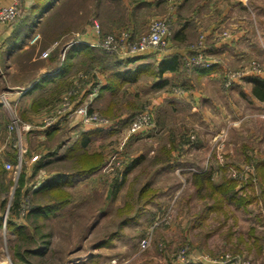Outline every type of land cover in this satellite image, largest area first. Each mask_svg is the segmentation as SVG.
Segmentation results:
<instances>
[{"label":"rangeland","instance_id":"obj_1","mask_svg":"<svg viewBox=\"0 0 264 264\" xmlns=\"http://www.w3.org/2000/svg\"><path fill=\"white\" fill-rule=\"evenodd\" d=\"M263 1L255 0L251 6L257 8ZM23 4L24 1L20 0L17 17L5 24L0 33L21 19L24 12ZM59 4L63 5L59 8L53 5L44 11L47 16L45 15L46 20L41 24L47 27L46 38L51 39L50 34L56 29L66 30L64 36L46 50L44 49L45 51H42V48H45L47 39L19 56L15 63V71L20 74V77L22 75L31 77L41 59H50L53 54H56L58 60L62 59L60 52L62 44L82 34L88 25L94 27L95 23L99 24L100 32L96 34L100 35V40L108 34L121 31L104 30L103 22L109 12L106 11L108 8L105 6L110 5L105 1L65 0ZM116 5L117 10L122 9L119 3ZM158 17L169 19L173 30L172 19L167 13ZM223 34L226 35L225 32ZM202 38L200 37L199 40ZM99 39L95 44L103 49L104 54L118 57L117 54L102 47ZM190 49L196 52L201 48L199 44L196 45V41H193ZM46 52L48 54H45ZM194 53L188 57L193 56ZM205 54L207 55L206 52ZM206 57L213 62L211 56ZM253 62L262 68L261 72H247L251 64L230 67L224 75L225 88L232 87L226 85L227 72L245 71V74L235 83L240 82L246 75L264 74V63L259 58H254ZM185 67L191 69L195 66L188 65L186 62ZM98 71L97 66L81 68L73 75L72 82L67 83L62 91H57L56 87L52 88L47 92L49 98L39 109L25 114L20 108L25 94L18 96L21 85L13 84L15 77L9 75L5 67L0 64V109L5 114H3L4 121L7 122L4 128L6 130L3 129L0 133V168H5L4 182L10 188L9 193H3L1 197L7 198V205L14 195L21 175L26 170L23 166L17 168V163L14 168L8 169L6 166L7 162H13L6 160L4 152L9 148L19 151L18 147L12 146L18 136L9 128L12 116L18 115L23 122L30 123L32 129L43 128L46 119L56 114L66 93L73 91L75 105L86 100L87 91H91L95 83L102 82ZM25 73L27 75H24ZM144 77H151L150 80L156 79L155 74H145ZM100 90L93 107L99 113L113 117L114 120L121 115L126 117L145 105L155 106L156 131L129 132L127 126L124 128L125 125H122L123 129H119L117 133H111L106 137H94L86 153L100 154L102 162L94 171V178L85 186L84 191H89V194L81 193L77 189L66 190L62 197H70L72 204L58 210L56 216L47 217L48 224L41 229L44 232H50L49 248L44 257L46 264H113V260H116V264H264L262 194L264 173L262 177V172L256 170V160L264 157V106L259 110L258 115L253 114V110L241 108L240 113L232 117L230 122L222 123L220 129L204 130L207 135L206 141L209 139L208 149L202 152L192 150L188 156L190 162L198 163L206 158V152L212 153L209 168H205L204 171L214 168L213 176L201 186L192 173H186V171H175L168 167L162 173L151 174L156 167V157L168 158L170 154L166 149L169 147L168 139L172 141L170 135L172 132H169L168 125L173 118L171 114H168L166 99L162 102H165V106L162 107L152 98L130 96L128 92L117 99L107 100L100 95ZM174 91L179 96L184 94ZM159 95L161 93H158L157 97ZM6 99L11 106L2 103ZM103 101L104 104H102ZM189 117L185 120L186 122L179 120L180 125L177 132L175 131V136L180 137L179 140H188L185 144L192 145L199 141V128L193 124L192 120L201 121V118L193 113ZM62 119L61 125L66 132L62 137H69L72 131L75 135L81 133L80 127L84 126L79 125L76 119L65 117ZM69 127L71 128L68 129ZM19 130L22 144L27 148L24 153L25 158L31 154L29 139L27 140L31 130L21 128ZM153 148L156 152L152 154ZM138 156H142L143 160L138 167L129 172L114 196L113 189L118 182V173ZM40 178L31 176L27 184L30 185L35 181L36 183L31 184L30 187L33 186V190H36L41 185V182H37ZM148 181H151L152 187L141 197L140 187ZM230 181L233 182L230 184V191L235 193L234 200H228L226 194L211 193L212 186L227 184ZM137 185H140L138 190ZM8 217L9 209L7 208L3 224L0 226V264H15L12 246L18 241V237L14 231L9 230ZM125 217L132 218L123 222ZM32 223V220L24 221L27 228H30ZM144 237L150 239L146 247L141 245ZM104 238L110 239L97 246V243ZM38 259L36 257L33 260Z\"/></svg>","mask_w":264,"mask_h":264},{"label":"crops","instance_id":"obj_2","mask_svg":"<svg viewBox=\"0 0 264 264\" xmlns=\"http://www.w3.org/2000/svg\"><path fill=\"white\" fill-rule=\"evenodd\" d=\"M12 1L0 0V6L8 5ZM23 1L25 13L21 23L3 29L0 33V64L5 67L9 75L15 77L14 80L12 79L13 84L21 85L17 88L28 87L20 103L23 113H33L39 109L49 98L48 91L54 87L57 91H62L81 68L97 66L102 80L100 95L107 100L117 99L128 92L130 96L152 98L162 107L165 106V102H162L166 99L168 114L173 118L168 125L169 132H172L169 133L172 141L169 138L167 142L171 157L168 158L166 167L156 163L151 174L162 173L168 167L175 171L190 172L194 177L205 172L204 169L209 168L212 153L206 152V158L198 163L190 162L188 157L192 150L202 152L208 149L209 139L206 141L207 135L204 130L220 129L222 123L230 122L232 117L240 113L241 108L253 110V114L258 115L259 110L264 106V97L261 96L264 90V74L246 75L232 87L224 86V75L228 68L252 64L254 58H259L264 63V1L257 9L251 6L255 0H102L110 4L105 6L108 8L106 11L109 12L103 22L104 30L128 29L134 37L148 32L152 18L167 13L173 22L172 35L167 47L150 49L123 58L112 57L104 54L103 49L95 44L100 35L96 34L94 27L88 25L82 34L62 44L60 66L56 54H53L50 59H41L31 77H23V75L20 77L15 71L17 58L45 39L47 40L42 51L46 50L62 38L66 31L56 29L51 32V39L46 38L47 27L41 24L46 20V13H40L33 8L36 0ZM58 2L63 3L65 0H58L54 4L56 8L63 5ZM116 3L122 7L121 10L116 9ZM224 32L227 34L224 35ZM200 37L203 38L199 40ZM193 41H196V45H202L207 55L213 58L210 66L191 69L185 67V59L195 52L190 49ZM165 58L171 60L166 61L169 68L158 77L157 64L163 62ZM56 66H58L57 70L54 69ZM145 74H155L156 79L150 80L151 77H144ZM177 87L184 88L183 96L175 93ZM158 93L161 95L157 97ZM192 113L198 114L201 121L192 120L199 128V141L191 145L185 144L186 141L188 142L186 139L179 140L180 137L175 136V131L177 132L180 125L179 120L185 121ZM3 114L0 109V133L7 123L3 119ZM122 117L125 115L117 119ZM80 129V134L76 132L75 135L72 131L66 138L62 137L66 133L63 125L31 129L27 137L31 154L24 158L22 164L26 169V177L30 179L31 176L36 178L39 176L41 178L37 182L42 183L52 176L64 177L75 174L79 155L90 149L94 137L110 136V132L116 130L97 133V127L91 125L81 126ZM115 132L117 133V130ZM155 152L154 148L151 149L152 154ZM4 155L6 160L14 164L18 163V156L12 148L7 149ZM138 166L139 164L135 167ZM94 176L95 172H92L77 176L72 183L57 184H64L65 190L77 189L81 193L89 194V191H84L85 186ZM146 184L147 182L143 186ZM151 184L149 187H152ZM139 187L140 185H137V190ZM56 188L58 187L38 188L32 192V196L37 204L46 206L55 202L48 197L52 191L50 189ZM70 204L72 202L68 205ZM31 228L30 226L29 229Z\"/></svg>","mask_w":264,"mask_h":264},{"label":"trees","instance_id":"obj_3","mask_svg":"<svg viewBox=\"0 0 264 264\" xmlns=\"http://www.w3.org/2000/svg\"><path fill=\"white\" fill-rule=\"evenodd\" d=\"M58 0H36L34 4V9L40 13H43L48 8H51ZM25 10V8L23 7ZM25 11L23 12V14ZM23 17V16H22ZM21 19L18 20L14 25H18L21 23ZM27 20V19H26ZM169 58H165L163 62H159L157 64V70L156 75L158 77H161L166 69H168V61ZM62 59H59L60 66ZM169 61H171L169 59ZM58 66L54 67L55 70L58 69ZM171 66V65H170ZM60 68V67H59ZM174 68V67H173ZM138 73V71H136ZM138 75V74H137ZM72 81H69L71 83ZM102 88V85L100 86V89ZM90 92V91H89ZM87 91V95L89 94ZM262 95L264 97V90L262 91ZM143 108V107H142ZM142 108L139 110L133 112L132 114L124 117V119H116L121 123V126L117 128V132L120 128H123L122 125L126 126L130 119L139 112ZM109 117V116H108ZM114 120L113 117H109ZM54 126H49L47 128H52ZM112 130V129H110ZM116 130L111 131L110 133H114ZM104 131L103 129L97 128V133H102ZM16 150V149H15ZM14 150V151H15ZM167 152L170 153L169 148L166 149ZM84 153L79 155V158L77 159V164L75 165L77 168V172L75 174L69 176L60 177L62 175H56L48 178L44 182L41 183V185L38 187L40 188H49V187H58L56 189H50L52 190L49 193L50 199L54 200L52 204L41 206L35 202V199L32 197V187H30L31 184L36 183L33 181L30 185L27 184V181L29 178L26 177V172H24L21 175L20 181L18 186L16 187V190L14 192V195L12 199L10 200L9 205L8 200L6 197H1L3 193L8 194L10 191V188L7 184H5V174L6 170L5 168H0V226L3 224L4 220V214L7 211V208L9 209V217L7 220L8 228L9 230L14 231L16 236L18 237V241L12 246L13 248V260L15 264H46L44 261V257L46 253L48 252V246L50 239L48 235H50V232H44L41 229L47 225V217L56 216L58 210H61L66 205H68L71 200L70 197H62L64 192L66 191L64 189L65 183H72L77 178V176L90 174L97 170L99 164L102 162L101 155L96 153ZM17 150L15 151V154L17 156ZM170 154L168 155V158H170ZM168 158H162L160 156H157L155 159V163L162 164V167H166L168 164ZM143 160L142 156H138L135 159H133L129 164L125 167V169L118 173V182L115 184L113 189V195L115 196L120 189L121 183L127 178V175L135 166L140 164V162ZM5 167V166H4ZM24 167V165H23ZM256 170L262 172L261 176L263 177L264 173V157H259L256 160ZM214 168L209 169L208 171H205L201 174L196 175V181L202 184H205L209 179L213 176ZM64 180H62V179ZM62 180V181H60ZM59 182H64V184H57ZM233 182L230 181L227 184H221L218 186H212L211 193L216 194H226L228 196V200H234L233 191H230V184ZM151 181H148L146 185L142 186V189L139 192V195L142 197L144 192L147 191L150 187ZM228 185V187H227ZM37 188V189H38ZM36 189V190H37ZM150 190V189H149ZM148 190V191H149ZM61 194V196H60ZM263 200H264V189H263ZM60 196V197H59ZM212 208V207H210ZM132 217H125L123 219V222H127ZM32 220L33 223L31 224V229L29 227L24 225V221ZM113 237V236H112ZM110 237V238H112ZM110 238H104L103 240H100L97 243V246L106 243L109 241ZM38 257L39 259L34 261L33 259ZM202 264V263H198Z\"/></svg>","mask_w":264,"mask_h":264},{"label":"built area","instance_id":"obj_4","mask_svg":"<svg viewBox=\"0 0 264 264\" xmlns=\"http://www.w3.org/2000/svg\"><path fill=\"white\" fill-rule=\"evenodd\" d=\"M20 7V0H13L8 5L0 6V30L3 26L11 21H13L18 13ZM94 28L96 32H100L99 24L95 23ZM225 34H227L225 32ZM172 35V29L170 25V20L167 18H154L150 23V29L147 33L142 34L139 37H134L132 32L128 29H122L118 33L108 34L104 39L100 40V45L107 49L108 51L115 53L118 57L123 58L129 55L137 54L144 52L150 49H161L167 47L169 43V38ZM199 49L196 51L193 56L188 57L186 62L188 65H193L195 67L210 66L212 64L211 60L207 59L202 45L199 44ZM45 54H48L46 52ZM250 69L246 70L247 72H261L262 68L256 63L253 62ZM245 72V71H244ZM244 72H227L226 85L228 87L233 86L237 79L241 78ZM101 83H95L93 89L89 92L86 100L79 104L75 105L73 100V91L66 93L54 116L46 119L44 127L49 126H59L63 121V117L66 119L73 118L76 119L79 125L83 126H94L103 130L117 129L121 126V123L117 120H113L108 116H105L93 107L94 100L98 95L100 90ZM28 87L21 89L19 92L23 94L27 92ZM176 91L179 93H184L183 88H177ZM1 102V101H0ZM6 106H11V103L6 99L2 101ZM10 103V104H9ZM8 104V105H7ZM77 123V122H76ZM129 132H141L146 133L149 131H156V122L154 120V107L152 105H145L139 112H137L126 125ZM124 126V128L126 127ZM9 128L16 132L17 141L12 144L14 147H18V163L17 168L22 167L24 161V153H26L27 148L22 144V137L19 128L22 130H31L33 127L30 123H25L22 121L18 115L12 116ZM123 129V128H120ZM145 131V132H144ZM21 143L20 145H18ZM1 153V151H0ZM7 168L16 167L15 164L7 162ZM150 242V239L144 237L141 240L142 247H146ZM112 263L116 264V260H113Z\"/></svg>","mask_w":264,"mask_h":264}]
</instances>
